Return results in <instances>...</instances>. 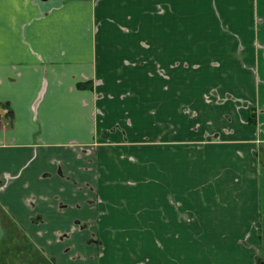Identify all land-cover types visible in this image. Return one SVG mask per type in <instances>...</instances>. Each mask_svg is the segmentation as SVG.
Instances as JSON below:
<instances>
[{"label":"crops","instance_id":"1","mask_svg":"<svg viewBox=\"0 0 264 264\" xmlns=\"http://www.w3.org/2000/svg\"><path fill=\"white\" fill-rule=\"evenodd\" d=\"M0 103V244L264 262V0H0Z\"/></svg>","mask_w":264,"mask_h":264},{"label":"trees","instance_id":"2","mask_svg":"<svg viewBox=\"0 0 264 264\" xmlns=\"http://www.w3.org/2000/svg\"><path fill=\"white\" fill-rule=\"evenodd\" d=\"M80 88H89L92 83H78ZM5 115L11 119L12 110L7 103H0V118ZM249 121L251 124H256L254 114L250 115ZM262 155V164L264 165V146L260 152ZM0 264H55L54 260L48 258L38 249L31 240L21 237L19 241L3 240L0 244Z\"/></svg>","mask_w":264,"mask_h":264},{"label":"built area","instance_id":"3","mask_svg":"<svg viewBox=\"0 0 264 264\" xmlns=\"http://www.w3.org/2000/svg\"><path fill=\"white\" fill-rule=\"evenodd\" d=\"M8 123H9V124H12V121H11V120H9V121H8Z\"/></svg>","mask_w":264,"mask_h":264},{"label":"water","instance_id":"4","mask_svg":"<svg viewBox=\"0 0 264 264\" xmlns=\"http://www.w3.org/2000/svg\"><path fill=\"white\" fill-rule=\"evenodd\" d=\"M260 264H264V262H263V261H261V262H260Z\"/></svg>","mask_w":264,"mask_h":264},{"label":"flooded vegetation","instance_id":"5","mask_svg":"<svg viewBox=\"0 0 264 264\" xmlns=\"http://www.w3.org/2000/svg\"><path fill=\"white\" fill-rule=\"evenodd\" d=\"M9 120H11V119H9ZM12 121V120H11ZM91 242V241H90Z\"/></svg>","mask_w":264,"mask_h":264}]
</instances>
